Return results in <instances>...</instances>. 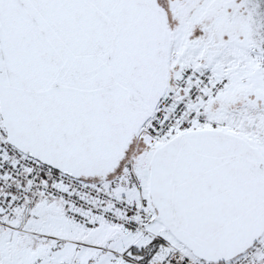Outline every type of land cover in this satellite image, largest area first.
Returning <instances> with one entry per match:
<instances>
[{"label":"snow or ice","instance_id":"1","mask_svg":"<svg viewBox=\"0 0 264 264\" xmlns=\"http://www.w3.org/2000/svg\"><path fill=\"white\" fill-rule=\"evenodd\" d=\"M0 264H264V0H0Z\"/></svg>","mask_w":264,"mask_h":264}]
</instances>
